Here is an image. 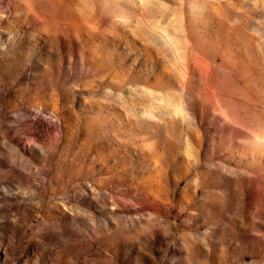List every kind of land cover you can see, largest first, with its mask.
Wrapping results in <instances>:
<instances>
[{"label":"rangeland","instance_id":"1","mask_svg":"<svg viewBox=\"0 0 264 264\" xmlns=\"http://www.w3.org/2000/svg\"><path fill=\"white\" fill-rule=\"evenodd\" d=\"M0 264H264V0H0Z\"/></svg>","mask_w":264,"mask_h":264}]
</instances>
